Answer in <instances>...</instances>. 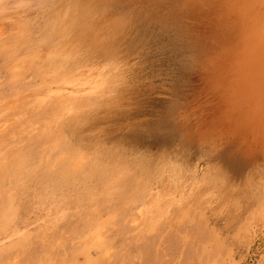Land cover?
Instances as JSON below:
<instances>
[{
  "label": "rangeland",
  "instance_id": "obj_1",
  "mask_svg": "<svg viewBox=\"0 0 264 264\" xmlns=\"http://www.w3.org/2000/svg\"><path fill=\"white\" fill-rule=\"evenodd\" d=\"M0 264H264V0H0Z\"/></svg>",
  "mask_w": 264,
  "mask_h": 264
},
{
  "label": "bare ground",
  "instance_id": "obj_2",
  "mask_svg": "<svg viewBox=\"0 0 264 264\" xmlns=\"http://www.w3.org/2000/svg\"><path fill=\"white\" fill-rule=\"evenodd\" d=\"M64 213V212H63ZM62 214V213H61ZM51 221V220H50ZM25 229V228H24ZM22 234V233H21ZM13 238V237H12ZM12 240V239H11ZM4 250V249H3Z\"/></svg>",
  "mask_w": 264,
  "mask_h": 264
}]
</instances>
